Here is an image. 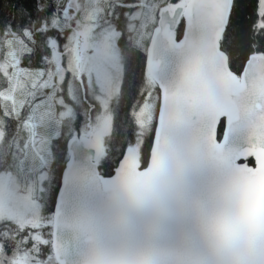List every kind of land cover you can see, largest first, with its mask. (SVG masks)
<instances>
[{
    "label": "snow or ice",
    "instance_id": "snow-or-ice-1",
    "mask_svg": "<svg viewBox=\"0 0 264 264\" xmlns=\"http://www.w3.org/2000/svg\"><path fill=\"white\" fill-rule=\"evenodd\" d=\"M0 264H264V0H0Z\"/></svg>",
    "mask_w": 264,
    "mask_h": 264
},
{
    "label": "trees",
    "instance_id": "trees-1",
    "mask_svg": "<svg viewBox=\"0 0 264 264\" xmlns=\"http://www.w3.org/2000/svg\"><path fill=\"white\" fill-rule=\"evenodd\" d=\"M4 2H5V7L7 8V0H4ZM8 11H10V9H7ZM237 55L239 54V53H236ZM132 95L134 96L135 95V93H132Z\"/></svg>",
    "mask_w": 264,
    "mask_h": 264
}]
</instances>
